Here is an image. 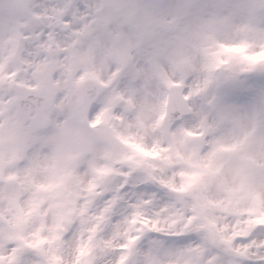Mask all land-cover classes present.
Listing matches in <instances>:
<instances>
[{"label": "clouds", "instance_id": "clouds-1", "mask_svg": "<svg viewBox=\"0 0 264 264\" xmlns=\"http://www.w3.org/2000/svg\"><path fill=\"white\" fill-rule=\"evenodd\" d=\"M0 264H264V0H0Z\"/></svg>", "mask_w": 264, "mask_h": 264}]
</instances>
